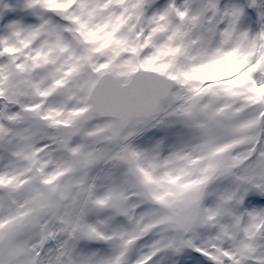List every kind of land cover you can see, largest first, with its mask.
Wrapping results in <instances>:
<instances>
[{"label": "snow or ice", "instance_id": "1", "mask_svg": "<svg viewBox=\"0 0 264 264\" xmlns=\"http://www.w3.org/2000/svg\"><path fill=\"white\" fill-rule=\"evenodd\" d=\"M0 264H264V0H0Z\"/></svg>", "mask_w": 264, "mask_h": 264}]
</instances>
